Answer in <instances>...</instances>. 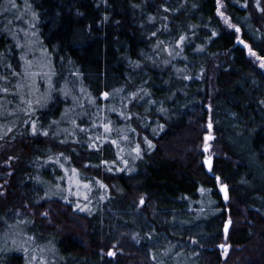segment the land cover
<instances>
[{
	"label": "trees",
	"instance_id": "trees-1",
	"mask_svg": "<svg viewBox=\"0 0 264 264\" xmlns=\"http://www.w3.org/2000/svg\"><path fill=\"white\" fill-rule=\"evenodd\" d=\"M219 3L0 0V264H264V0Z\"/></svg>",
	"mask_w": 264,
	"mask_h": 264
},
{
	"label": "rangeland",
	"instance_id": "rangeland-1",
	"mask_svg": "<svg viewBox=\"0 0 264 264\" xmlns=\"http://www.w3.org/2000/svg\"><path fill=\"white\" fill-rule=\"evenodd\" d=\"M219 13H223V17L219 14ZM218 15H219V17L221 18V20H222V22L226 25V26H228L229 27V25H230V20L228 19V17H227V15H226V11H225V9H224V7H223V4L222 3H219V8H218ZM227 21V22H226ZM26 34H28V32H26ZM31 51V50H30ZM249 57L255 62V64L258 66V67H260V64L262 63V62H264L263 60H257L256 59V57L255 56H252L251 54H250V52H249ZM261 68V67H260ZM38 69V74H40L41 76H46L47 75V71H46V69H45V65H43V66H41V64H39V65H37V68L36 69H33V70H37ZM261 69H263L264 70V68H261ZM206 143H207V145H208V149H207V151H205V145H206ZM5 149V151L3 150V149ZM9 149V147H0V154H3V152H6L7 150ZM200 153L201 154H203V157H202V159H201V164H203L204 165V167H205V169H207L206 168V163H205V161L206 160H209V158H210V160L212 161V165H213V162H214V158L216 157V154H217V151H216V148H215V145H214V140H213V138L212 139H210V140H208L207 142L204 140L203 141V143H202V145H201V148H200ZM122 154H123V156L124 157H126V156H134V155H137V153H136V151H135V148H133V147H131L130 149H128V150H123V152H122ZM9 164V162L8 163H6V165H8ZM126 166H128V164L126 165ZM78 175L77 176H74L73 177V179H72V181H73V185H74V187L75 188H79L80 187V185H79V183H80V181L78 180ZM6 178H7V176L6 175H0V195H3L4 194V190H5V186L7 185V180H6ZM141 200H143L144 201V199H141ZM140 200V201H141ZM138 210H144V208H146V204H145V201L143 202V204H141L140 202H139V204H138ZM20 232H22L21 230H19ZM22 234V233H21ZM20 234V235H21ZM19 235V234H18ZM19 235V236H20ZM26 237V236H25ZM35 244H36V238L34 237V236H28L26 239H25V245L27 246V248L32 252V253H35L34 252V250L33 249H35ZM222 245V244H221ZM221 245H219V247H221ZM223 246L224 247H221V251H223V252H225V253H227L228 251H229V248L226 246V245H224L223 244ZM109 252H111V253H113V255H111V257L112 258H115L116 257V254L118 253L117 252V249H115V248H112V249H110L109 251H108V253ZM39 255L41 254V253H38ZM110 256V255H109ZM39 259H41V258H39ZM42 261V260H41ZM40 261V262H41ZM43 262V261H42ZM39 264H47V263H45V262H43V263H39Z\"/></svg>",
	"mask_w": 264,
	"mask_h": 264
},
{
	"label": "snow or ice",
	"instance_id": "snow-or-ice-1",
	"mask_svg": "<svg viewBox=\"0 0 264 264\" xmlns=\"http://www.w3.org/2000/svg\"><path fill=\"white\" fill-rule=\"evenodd\" d=\"M9 2L11 3L12 7H15V0H9ZM217 3L219 4V0H217ZM257 4L259 5V0H257ZM164 11H167V9H164ZM219 14L223 17V13H219ZM34 15H35V14H34ZM150 19H154V18H150ZM226 22H227V21H226ZM229 27H233V26H232V25H229ZM235 30H236L237 32L240 31L239 28H236ZM155 35H156V33L153 32V36H155ZM184 39H185L184 36H181V37L179 38V42L177 43V47L180 46V43H182V42L184 41ZM240 42L243 43V41H240ZM244 46H245L246 48L248 47L247 45H244ZM249 52H250V54H251L252 56H255L257 60H264V58H262V57H260V56H257L256 53H255L254 51H252L251 49H249ZM260 67H261V68H264V62H262V63L260 64ZM5 91H7V89H5ZM107 96H108V94L105 93V94H104V97L107 98ZM37 103H39V101H37ZM104 127H105V131H108V130H109L108 127H107L106 125H105ZM161 127H162V126H161ZM208 127H209V129H211V124H209ZM32 129H33V135H35V134H36V124H35V122H33V124H32ZM9 131H10V129H9ZM43 135L47 136L48 133H47V132H44ZM210 139H212L211 136H206V137H205V141H206V142H207L208 140H210ZM145 142L148 144V147H149V148H151V147L153 146V145L151 144L150 141H147V139L145 140ZM113 143H115V141H113ZM207 149H208V145H207V143H206V145H205V151H207ZM135 151H136L137 155H139V151H140L139 147H137V148L135 149ZM125 163H126V162H125ZM206 163L210 164V158H209L208 161H206ZM73 172H75V169H73ZM217 179H219V178H217ZM85 187H87V185H85ZM101 187H104V185H101ZM220 190H221V192L224 193V199L227 200V199H228L227 186H226V185H225V186H222ZM143 202H144L143 200L140 201L141 204H143ZM77 207H79V205H77ZM80 210H81V211H84L85 209H84V208H80ZM225 230H227V229H225ZM193 242L195 243V241H193ZM221 247H224V246L221 245ZM25 251H27V250L25 249ZM108 255L111 256V255H113V253L109 252ZM33 259H35V258H33Z\"/></svg>",
	"mask_w": 264,
	"mask_h": 264
},
{
	"label": "water",
	"instance_id": "water-1",
	"mask_svg": "<svg viewBox=\"0 0 264 264\" xmlns=\"http://www.w3.org/2000/svg\"><path fill=\"white\" fill-rule=\"evenodd\" d=\"M206 161H208V160H206ZM206 161H205V163H206ZM206 168H207L208 171L211 170V168H212V161L211 160H210V164L206 163ZM218 181H219V179H218ZM222 194L224 195L223 192H222ZM230 227H231V222L227 221L226 224H225V229H227V230L224 229L225 235L229 234Z\"/></svg>",
	"mask_w": 264,
	"mask_h": 264
}]
</instances>
